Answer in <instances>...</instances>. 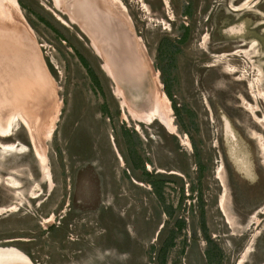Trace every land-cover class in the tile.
Masks as SVG:
<instances>
[{
	"label": "rangeland",
	"instance_id": "374dc122",
	"mask_svg": "<svg viewBox=\"0 0 264 264\" xmlns=\"http://www.w3.org/2000/svg\"><path fill=\"white\" fill-rule=\"evenodd\" d=\"M15 1L0 116L31 119L39 147L18 119L0 137L16 145L0 147V247L32 264H264V0H100L174 132L121 105L79 0Z\"/></svg>",
	"mask_w": 264,
	"mask_h": 264
},
{
	"label": "bare ground",
	"instance_id": "6f19581e",
	"mask_svg": "<svg viewBox=\"0 0 264 264\" xmlns=\"http://www.w3.org/2000/svg\"><path fill=\"white\" fill-rule=\"evenodd\" d=\"M52 1H54L55 6H57L58 0H52ZM108 1L109 3H112L110 2L111 0H108ZM99 3H101L100 0H92V4L90 3L89 0H81V4L80 2L76 3L77 4L76 8L79 12L82 10V12L87 14L86 18L89 19L90 21L89 23L91 27L90 26L88 28L86 27V30H87L88 35L90 37L92 35L94 38V39H91L93 40V43L91 42V46L94 49L95 53L103 59V63L101 65L102 69L115 83L114 94L118 98L121 99V105L124 107H127L129 114L135 120H138L140 122L151 123L155 119L160 124H162L167 129V131L174 132L175 125L172 122V118L169 116V112L171 111V109L168 105H166L167 103L164 102L165 100H163L162 102L163 97L161 96L160 98L157 99V103H155L156 109H151V106L153 105L152 101H154L152 91L148 94V97H144L146 90L148 91V88H151L150 81L152 83V80L150 79L149 81L148 75L146 73V67L143 66L140 61L137 48H135L136 44L134 40L129 36L130 33H128V31L119 21V19H116L113 17L111 18L109 15H106L105 12L107 10L103 12L102 6L99 5ZM92 6L95 8V10L92 9ZM92 10L94 12H92ZM16 12H17V8H16L15 0H0V25L2 26V28H0V32L2 33L3 36L4 35L7 36L8 42H12L13 40L19 41L18 40L19 37L17 35H14V29L8 26L9 21L13 22L12 20H14L15 22L16 19L18 20V18H16L15 16ZM94 14L97 15V18L99 20L94 19L96 16ZM90 15H93V16L91 17ZM6 24L7 26L5 27ZM99 24H102L106 27L103 29L105 30L107 34H103V35L98 34L99 32H101L99 30V26H100ZM109 29H110V33H109ZM231 31L234 32L235 29L233 30L231 28ZM17 50L18 51L15 50L12 53V55H15V57L18 58V56H22V54H24L23 55L24 58H28L26 51L20 52V48ZM7 53L8 51L6 52V54ZM7 55H3L2 57L3 58L5 56L7 57ZM8 57L10 56L8 55ZM31 63L35 64L33 63V61H31ZM33 66L34 65H29L30 70H31V67ZM35 80H39V79H35ZM39 83H40V80H39ZM38 89L40 88L38 87ZM127 102H130V105ZM148 105L150 108L149 110L147 109V113L141 114L135 110V108L137 110L139 109V112H140L142 108ZM8 106H10V103ZM8 110H11V107L9 109L7 108V111ZM2 112H1L2 115L0 116L1 117L0 118V137H4V138L10 137L13 134V122L18 119V120H21L25 126H27V128L29 129V133L31 134V137L33 138V143L36 145L37 148L39 147V145L37 146V143L35 142L36 135L34 134V131L32 129V124H31L32 122L30 123L31 119L26 118L24 114L18 111L17 112L14 111L15 113H12V115H7L8 112L6 113L4 112V110H2ZM136 128H139V127L136 126ZM0 147H3L4 150L6 149V150H11V151L12 150L15 151L16 149L15 143L0 144ZM35 149L34 151H37L35 155L37 154L36 156L39 160L43 176L48 178L49 177L48 172L45 169V156L40 151H38L37 149L35 150ZM23 150H25V148ZM7 179L8 178H6V180ZM8 185L12 188H16L18 186V181L13 177L9 178ZM223 200H224V192L220 194L219 206L221 210L225 212L226 209L224 207ZM0 264H32V263L29 261V259L25 257L24 254H22L17 249L11 247V248H1L0 249Z\"/></svg>",
	"mask_w": 264,
	"mask_h": 264
},
{
	"label": "flooded vegetation",
	"instance_id": "af4514ba",
	"mask_svg": "<svg viewBox=\"0 0 264 264\" xmlns=\"http://www.w3.org/2000/svg\"><path fill=\"white\" fill-rule=\"evenodd\" d=\"M242 1H236V3L237 4H239V3H241ZM239 6V5H238ZM237 7V6H236ZM186 13H188V12H186ZM227 26H229V28H226V30H231V28L234 30V28L233 27H230V25H227ZM39 166H40V164H39ZM40 168H41V166H40ZM41 171H42V169H41ZM48 172V171H47ZM48 176H49V172H48ZM17 180V179H16ZM0 181H2V178H1V176H0ZM4 181V180H3ZM18 181V180H17ZM18 186H19V181H18ZM17 186V187H18ZM35 197V195H33V193L32 194H30V198H34ZM10 208V207H9ZM9 208H6V210L7 209H9ZM0 209L2 210L3 208L2 207H0ZM17 209V208H16ZM16 209H14V210H16ZM47 220H50V218H48ZM1 248H11V247H0V249ZM12 248H14V247H12ZM16 249V248H15ZM18 250V249H17ZM18 251H20V250H18ZM21 252V251H20ZM22 253V252H21ZM23 254V253H22ZM25 257L27 258V259H29L26 255H25ZM29 261H30V259H29ZM31 262V261H30ZM32 263V262H31Z\"/></svg>",
	"mask_w": 264,
	"mask_h": 264
},
{
	"label": "water",
	"instance_id": "95a60500",
	"mask_svg": "<svg viewBox=\"0 0 264 264\" xmlns=\"http://www.w3.org/2000/svg\"><path fill=\"white\" fill-rule=\"evenodd\" d=\"M80 2V1H79ZM92 9L93 10H95V8L92 6ZM92 10V12H94ZM89 12H90V10H89ZM94 15H96V14H94ZM86 16H87V14H86ZM87 19V18H86ZM93 19V18H92ZM95 20H99L98 18H97V15L95 16V18H94ZM90 21H89V19H87V25H86V27L88 28L89 26H90V23H89ZM100 26H99V30L101 31V32H99L98 34L99 35H103V34H107L106 32H105V30L103 29V28H106L104 25H102V24H99ZM91 27V26H90ZM102 29H103V31H102ZM95 30V29H94ZM98 32V31H97ZM109 33H110V29H109ZM98 35V36H99ZM97 38V37H96ZM105 38V37H104ZM98 39V38H97ZM105 40V39H104Z\"/></svg>",
	"mask_w": 264,
	"mask_h": 264
},
{
	"label": "trees",
	"instance_id": "16d2710c",
	"mask_svg": "<svg viewBox=\"0 0 264 264\" xmlns=\"http://www.w3.org/2000/svg\"><path fill=\"white\" fill-rule=\"evenodd\" d=\"M149 182H150L151 184H153V182H152L151 180H149Z\"/></svg>",
	"mask_w": 264,
	"mask_h": 264
}]
</instances>
